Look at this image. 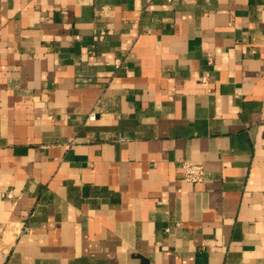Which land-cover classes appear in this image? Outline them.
Masks as SVG:
<instances>
[{"label":"crops","instance_id":"0c3cea01","mask_svg":"<svg viewBox=\"0 0 264 264\" xmlns=\"http://www.w3.org/2000/svg\"><path fill=\"white\" fill-rule=\"evenodd\" d=\"M0 264H264V0H0Z\"/></svg>","mask_w":264,"mask_h":264},{"label":"built area","instance_id":"2783aa9c","mask_svg":"<svg viewBox=\"0 0 264 264\" xmlns=\"http://www.w3.org/2000/svg\"><path fill=\"white\" fill-rule=\"evenodd\" d=\"M203 80L207 81L208 78H203ZM93 116H90V118ZM182 169L184 178L187 181L199 183L205 179L206 169L202 163H194L191 161H184L182 163Z\"/></svg>","mask_w":264,"mask_h":264}]
</instances>
